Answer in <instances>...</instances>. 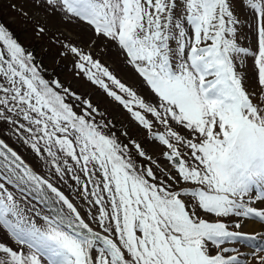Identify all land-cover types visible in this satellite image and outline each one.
Listing matches in <instances>:
<instances>
[{
  "label": "rangeland",
  "instance_id": "374dc122",
  "mask_svg": "<svg viewBox=\"0 0 264 264\" xmlns=\"http://www.w3.org/2000/svg\"><path fill=\"white\" fill-rule=\"evenodd\" d=\"M0 135L127 264H264V0H0ZM85 242L0 163V264Z\"/></svg>",
  "mask_w": 264,
  "mask_h": 264
},
{
  "label": "bare ground",
  "instance_id": "6f19581e",
  "mask_svg": "<svg viewBox=\"0 0 264 264\" xmlns=\"http://www.w3.org/2000/svg\"><path fill=\"white\" fill-rule=\"evenodd\" d=\"M5 141V140H4ZM0 146L2 149L0 150V163L6 167L8 172L12 175L13 179L19 183L20 185L24 186L30 193L36 197V199L40 200L41 202L45 203V209L50 213L51 216L59 220L60 222L64 223L67 226H70L74 230L78 231L85 237L87 249L91 251L93 247V243L96 241L94 237H92L91 233L86 231V228L79 224V220L74 219L67 215V213L61 208L58 203L54 202V199L50 195L48 189L43 183V186L46 189L47 196L50 197L51 203L49 204L48 201L45 200V193L44 189L42 190L41 183L36 180H32L30 172H28V167H26L25 161L28 163L32 169L34 167L26 161L12 146H10L6 141L4 143L0 142ZM7 147H11V150ZM4 148V149H3ZM17 155V157L15 156ZM22 159H20L19 157ZM30 170V169H29ZM35 171V170H34ZM34 177V176H32ZM33 182H32V181ZM42 180V179H41ZM77 220V221H76ZM258 229V224L255 221L247 223H242L240 225V231L244 233H255ZM116 251V250H115Z\"/></svg>",
  "mask_w": 264,
  "mask_h": 264
},
{
  "label": "water",
  "instance_id": "95a60500",
  "mask_svg": "<svg viewBox=\"0 0 264 264\" xmlns=\"http://www.w3.org/2000/svg\"><path fill=\"white\" fill-rule=\"evenodd\" d=\"M0 141H2V143H3V140H2V139H0ZM8 149H10V148H8ZM24 163H25L26 167H28V168L30 169V170L28 169V171L30 172V174H31L32 176H34V177H33V180H36V181H38L39 183H41V180L38 178V176L36 175V173L32 170L31 166H30L29 164H27L26 162H24ZM41 187H42V185H41ZM43 189H44V188L42 187V190H43ZM44 193H45V195H46L45 190H44ZM45 200L48 201L49 204L51 203L50 198H49V196H47V195H46V197H45ZM79 224L82 225L83 227H85L81 222H79ZM64 225H65V224H64ZM66 227H67V228H70V229H72V230H74V229L71 228L70 226H67V225H66ZM85 228H86V231H87V232H89V233L92 234V235H91L92 237H94L96 240H98V241L104 243L105 246H107V247L111 250V252H112V254L114 255V258H115V260H116V264H123L121 257L118 255L117 251H115V250H117V249L112 245L111 242L107 241L104 237H102V236H100V235H98V234H96V233L90 231L87 227H85ZM74 231H75V230H74ZM77 233L80 234L79 232H77ZM90 257H91V255H90V250L87 249V259H88V262H90Z\"/></svg>",
  "mask_w": 264,
  "mask_h": 264
}]
</instances>
